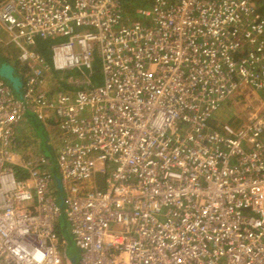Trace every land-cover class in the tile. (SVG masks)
<instances>
[{
  "label": "built area",
  "instance_id": "built-area-1",
  "mask_svg": "<svg viewBox=\"0 0 264 264\" xmlns=\"http://www.w3.org/2000/svg\"><path fill=\"white\" fill-rule=\"evenodd\" d=\"M126 1L0 0V264H264V0Z\"/></svg>",
  "mask_w": 264,
  "mask_h": 264
},
{
  "label": "rangeland",
  "instance_id": "rangeland-1",
  "mask_svg": "<svg viewBox=\"0 0 264 264\" xmlns=\"http://www.w3.org/2000/svg\"><path fill=\"white\" fill-rule=\"evenodd\" d=\"M151 2H152V0H144V4H141L137 9H139L141 7L149 8L151 6ZM2 32H4V31H2V29L0 27V36L3 35ZM54 41H55V44H60V43L66 42L67 38H56V39H54ZM10 49H11V47L3 48V47L0 46V59H4V58L9 59L8 55H13V51L10 50ZM7 53H8V55H7ZM18 55H19V52L17 50L16 55L14 56L15 57L14 59H17ZM99 77H100V74H99ZM234 103L236 105L240 106L244 111L246 110V109H244L243 106L239 105V104L244 103V98L237 96L235 99H232V101H229L228 103H226L223 106V108L221 109L222 111L220 110L218 112L217 119H223V120L227 121L228 118H230L232 122L237 121V115L241 116V115L244 114V112L241 111V113L237 114V110H236L237 108L235 109ZM225 109L229 112L231 117H227V114L224 113ZM45 139L47 141L46 137H45ZM65 236L69 240V242H71L72 236L70 234H65ZM78 252H79V250L75 247V245L74 244H70V247L68 249V255H70L71 258L76 259V264H79V254H78Z\"/></svg>",
  "mask_w": 264,
  "mask_h": 264
},
{
  "label": "trees",
  "instance_id": "trees-1",
  "mask_svg": "<svg viewBox=\"0 0 264 264\" xmlns=\"http://www.w3.org/2000/svg\"><path fill=\"white\" fill-rule=\"evenodd\" d=\"M141 4H144V0H127L126 3H125V10L129 13V14H134L136 12V9L141 5ZM263 9V8H262ZM56 38H66V37H55L54 39ZM54 39H49V40H46V41H39L38 44H37V48L39 50V52L46 56L48 60H50V53H51V47L53 45H55V41ZM96 69L99 70L100 69V62L97 60L96 61ZM98 75L97 74V79L98 78ZM45 148H46V144H45ZM50 148V147H49ZM47 149V148H46ZM52 150H45L44 152L47 154V155H51V152Z\"/></svg>",
  "mask_w": 264,
  "mask_h": 264
},
{
  "label": "crops",
  "instance_id": "crops-1",
  "mask_svg": "<svg viewBox=\"0 0 264 264\" xmlns=\"http://www.w3.org/2000/svg\"><path fill=\"white\" fill-rule=\"evenodd\" d=\"M10 50L13 51L12 57L9 58V59L4 58V61L10 62L12 59L15 58L14 56L16 55V52H17L18 49L16 47H14V46H11V49ZM7 55H8V53H7ZM29 125H30V128H32L33 132L36 133V136H38L40 138V141H41L40 142L41 150L45 151L46 148H49L50 147V146H48L46 144L49 141L48 134L44 130L43 126L33 116H31L29 118ZM45 137L47 138V141H46ZM30 140H31V142L33 141V136L32 135L29 137L28 141H30ZM45 144H46V148H45Z\"/></svg>",
  "mask_w": 264,
  "mask_h": 264
},
{
  "label": "water",
  "instance_id": "water-1",
  "mask_svg": "<svg viewBox=\"0 0 264 264\" xmlns=\"http://www.w3.org/2000/svg\"><path fill=\"white\" fill-rule=\"evenodd\" d=\"M0 76L9 82L15 90L19 89L20 79L15 75L14 67L0 59Z\"/></svg>",
  "mask_w": 264,
  "mask_h": 264
},
{
  "label": "clouds",
  "instance_id": "clouds-1",
  "mask_svg": "<svg viewBox=\"0 0 264 264\" xmlns=\"http://www.w3.org/2000/svg\"><path fill=\"white\" fill-rule=\"evenodd\" d=\"M141 8H143V7H141ZM12 57V55H9V58H11ZM3 61H4V59H2ZM12 61V60H11ZM11 61L10 62H8V61H5V62H7L8 64H10V65H12L11 64ZM13 66V65H12ZM14 67V66H13Z\"/></svg>",
  "mask_w": 264,
  "mask_h": 264
}]
</instances>
